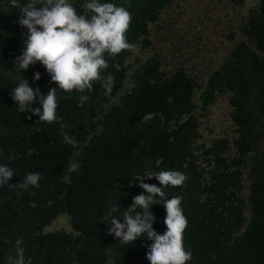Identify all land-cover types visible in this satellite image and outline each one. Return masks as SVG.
<instances>
[{"label":"trees","instance_id":"1","mask_svg":"<svg viewBox=\"0 0 264 264\" xmlns=\"http://www.w3.org/2000/svg\"><path fill=\"white\" fill-rule=\"evenodd\" d=\"M173 1L101 0L130 12L126 39L132 46L147 37L150 23ZM86 2L70 4L83 15ZM20 10L14 4L0 7V165L15 175L10 186H0V264H15L18 247L24 264H150L153 241L144 236L121 244L109 234L110 221L123 222L133 197L147 195L133 183L137 175L165 170L187 177L182 186L164 188L165 199L181 198L188 221L183 233L184 249L191 253L187 264H264V0L245 16L240 29L245 40L208 74L198 77L176 66L167 70L152 55L134 67L132 86L118 101L113 99L126 76L129 49L105 54L108 68L101 75L113 77L110 93L101 81L93 82L91 91L64 92L40 62L24 72L16 68L28 37ZM37 72L41 79L34 81ZM22 78L45 96L58 89L56 121L38 122V115L18 111L12 93ZM223 92L230 93L235 151L223 157L227 141H214L209 152L215 163L207 177L196 154L198 111ZM82 96L88 97L83 103ZM31 107H41L39 97ZM149 114L154 115L145 121ZM64 133L76 147L64 142ZM73 160L80 168L70 172ZM29 173L41 175L39 187H11ZM144 183L163 187L155 177H145ZM150 211L153 229L164 234L165 205H150ZM61 212L71 216L74 234L42 232Z\"/></svg>","mask_w":264,"mask_h":264},{"label":"clouds","instance_id":"2","mask_svg":"<svg viewBox=\"0 0 264 264\" xmlns=\"http://www.w3.org/2000/svg\"><path fill=\"white\" fill-rule=\"evenodd\" d=\"M41 7L37 8V5ZM83 15L66 0H28L21 6L20 24L28 30L26 48L21 56L16 57V68L26 71L30 65L40 62L51 76V82L58 85L64 92L77 90L80 93L91 91L93 82L101 81L106 93H110L114 80L112 76L104 79L102 70L108 68L105 54L116 56L123 50L132 47L127 42L126 32L132 21L129 11L117 7L110 2L87 0L83 4ZM90 15V19L87 17ZM34 81L41 79L39 72L34 74ZM57 88H51L45 96L39 87L33 89L27 80L23 79L16 86L12 98L18 105L20 113L31 112L39 116L38 122L51 124L57 120ZM39 97L41 107L33 109L32 103ZM87 96L81 97L83 103ZM154 114L144 117L145 121ZM30 118V117H29ZM64 125H61L63 129ZM64 142L77 146L74 138L64 133ZM76 156L79 155L77 151ZM79 162L73 160L69 171H78ZM14 170L7 165H0V186L8 185L14 177ZM145 177H155L160 185L144 183ZM41 175L29 173L18 186L26 189L29 185L39 187ZM187 177L179 172L165 170L159 173L137 175L134 184L144 189L147 195L133 197V205L126 209L121 222L120 218H111L109 234L119 238L121 244L129 245L137 238L146 236L153 243L149 246L147 259L150 264H187L191 253L183 246V233L188 221L181 208V198L165 199L164 188L182 186ZM163 203L166 208L164 223L167 231L160 235L153 229L155 217L150 211V205ZM142 211H137V209ZM116 209L115 211H117ZM146 234V235H145ZM19 246L22 242L17 241ZM18 259L15 264H24L23 249L17 248Z\"/></svg>","mask_w":264,"mask_h":264},{"label":"rangeland","instance_id":"3","mask_svg":"<svg viewBox=\"0 0 264 264\" xmlns=\"http://www.w3.org/2000/svg\"><path fill=\"white\" fill-rule=\"evenodd\" d=\"M74 1L66 0L69 4ZM258 1L243 0V4L239 6L230 0H174L150 23L147 37L128 50L124 64L126 76L113 101H118L125 91L130 90V74L134 67L152 55L161 59L167 70L176 66L198 77L208 74L220 64L236 43L245 40L240 29L248 11ZM25 2L26 0H0V7L9 4L18 7ZM41 2L46 3L47 0ZM229 96V92L219 94L211 106L205 111H198L199 115L197 113L200 136L196 142V154L207 177L215 163L213 154L209 152L214 141H227L228 149L222 154L223 157H232L235 151L233 141L236 138V127L231 118ZM244 179L245 175L242 195L245 194L247 185ZM54 231L74 234L68 213H59L42 230L44 233Z\"/></svg>","mask_w":264,"mask_h":264}]
</instances>
